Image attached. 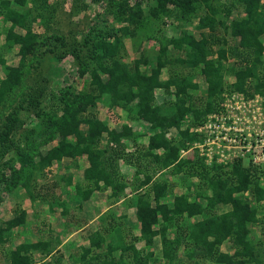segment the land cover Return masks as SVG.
Returning a JSON list of instances; mask_svg holds the SVG:
<instances>
[{"label":"trees","instance_id":"16d2710c","mask_svg":"<svg viewBox=\"0 0 264 264\" xmlns=\"http://www.w3.org/2000/svg\"><path fill=\"white\" fill-rule=\"evenodd\" d=\"M27 1H0L1 21L10 24L0 48L6 50L17 44L21 55L19 66L12 68L6 65L5 57L0 54L3 68L0 93L6 94L21 83V65L25 64V57L33 53L35 47L37 36L30 30L29 16L34 19L36 16L29 6L26 7ZM141 3L136 1L131 6L128 0L118 1L113 6L114 11L110 7L106 13L111 14L120 26L106 35L90 29L80 47L72 43L68 45L63 37L52 39L54 42L47 51L56 52L55 58L62 59L60 48L69 50L79 66H83V73L88 74L87 87L80 92H74L67 86L61 89L62 94L55 103L62 111L61 116L43 108L44 114L49 113L47 121L58 129L60 140L45 154L38 153L39 159L35 162L25 143L24 151L18 154L23 169H12L10 180L1 179L0 184L9 181L8 185H12L19 179L26 192L34 198L32 183L36 184L33 180L38 172H43L63 157L85 155L88 166L84 169V178L91 181L93 188H82L77 184L80 199H87L96 188L108 187L112 197L125 198L128 206L135 208L139 225V235L132 236L126 243L115 225L114 214L108 213L111 220H102V226L89 236L90 247L100 251L93 259L105 256L102 264H150L152 251L137 249L135 241L143 240L146 246H151L154 237L159 235L163 264H264V242L252 235L254 225H259L264 235V184L259 179L263 172L256 175L253 165H244L241 159L227 164L213 162L206 165L196 149L190 158L180 156V150L189 148L197 139V135L190 132L191 126L200 124L209 112L219 106L221 93L227 86L225 73L233 72L236 76V81L228 85L233 90L248 92L249 88L254 92L264 85L261 74L264 73V3L262 0H154L153 4L146 5V10ZM233 10L241 15L232 16ZM164 17H173L184 23L196 18V30L200 31L201 37L195 39L193 33L181 28L178 35L155 36L158 42L156 50L141 53L132 63L123 61L120 53L124 48L123 38H135L140 28L143 35L152 39L154 27L152 25L150 29V24ZM16 27L25 33H11ZM235 37L239 38L238 46L229 44L226 48ZM215 44L217 47H213ZM227 52L240 59V63L233 60L227 67L224 63L228 59ZM247 55L249 59L245 57ZM242 62L245 64L240 65ZM235 63L239 67L234 66ZM176 66L181 68L176 69ZM163 68L169 70V77L165 80L160 78ZM181 69L189 72L184 74ZM194 70H198V75L203 76L206 83L204 93L196 98L193 93L198 91L199 84ZM171 87L174 90L170 92ZM157 88H163L171 99L156 104L154 94ZM29 95L26 102L36 104L37 98L31 96L32 93ZM97 102L107 107H120L132 120L143 118L148 121L154 132L149 135V143L142 156L151 157L160 169L172 168V174L184 171L195 176L198 179L195 194L192 195L188 189L169 198L168 182H151V175H145L139 183L133 180L126 182L119 170L120 162L127 157L126 161L138 168L141 158L128 157L121 139L130 137L131 145L136 142L137 134L134 135L132 127L127 124L118 132L110 129L104 120L91 113L97 108ZM187 116H190L189 123L182 129ZM82 125L86 127L82 128ZM171 129L177 130L180 138L175 141L168 139L167 133ZM103 140L105 142L101 145ZM157 170L154 168V172ZM66 182L70 183L71 178ZM143 185L149 187L142 190ZM219 205L229 209L217 212ZM25 222L24 209L0 222V244L8 242L7 235L12 228ZM102 231L111 236L108 242ZM58 241L52 236L43 241H23L14 248L9 247L2 257L8 264H61L62 255L49 262L33 257L37 252L50 255L60 243ZM227 241L232 244L233 253L221 251L220 245ZM89 251L90 248H84L81 258ZM113 252H117L118 257L107 258V254ZM94 261L92 264H96Z\"/></svg>","mask_w":264,"mask_h":264},{"label":"rangeland","instance_id":"374dc122","mask_svg":"<svg viewBox=\"0 0 264 264\" xmlns=\"http://www.w3.org/2000/svg\"><path fill=\"white\" fill-rule=\"evenodd\" d=\"M118 1L120 0H28L26 2V7L29 6V9H31L36 16L35 19L32 18V16H29V20L30 30L35 33L37 37L35 39L33 53L30 55L28 54L25 57V64L21 65V73H23L21 76V83L15 89L6 94L2 92L0 93V135H4L0 136V180L4 178L10 180L12 177V169H17L18 171L23 169L18 161V154L19 152L24 151L25 143L28 144V150L32 153L33 162H35L39 159L38 153H45L48 148L55 145L57 141L60 140L61 136L57 133L58 129L52 127V125H50L47 121V115H49V113L44 114L43 108L45 107L46 110H49H45L46 112H55L58 116H61L62 111L60 110V107L55 104L58 103V96L62 94L61 89L67 86L74 92H80L84 91L87 87L88 74L85 72L83 73L81 69L83 66H79L78 61L69 50L60 48V51H63L62 59L55 58L56 52L47 51V48L51 47L54 42L52 39L55 37H63L65 39L64 41L67 42L68 45L72 43L73 45L77 44L78 47H80L85 34L88 33L90 29L99 31L101 35H106L111 31H115L120 24L114 20L111 14L106 12H108L110 7H112L110 10L114 11L115 8L113 6H115ZM136 1H142L141 4L144 10H146V5L154 3V0H128L129 5L131 6H133ZM221 1L224 2L226 0ZM262 2L264 3V0H262ZM238 15L241 14L236 10H233L232 16ZM197 24L198 21L196 18H193L191 22L184 23L174 19L173 17H164L157 23L150 24V29H152V25L154 27V37L151 40L148 39V36L146 37V35H143L139 28L138 34L135 38H123L124 48L120 52L123 56V61L132 63L133 60L139 56L142 52L141 50L143 49L141 44L143 43V40H147L144 43L145 47H156L158 42L157 39H154L155 36L157 38H162L165 37L164 35H178L181 28L193 33L195 35V39H199L201 36L199 37L200 31L196 30ZM9 25L10 24L8 22L3 23L0 17V47H2L1 44H3L6 39V32ZM174 26H177V28L172 29ZM11 33L23 35L25 30L16 27ZM238 40V37L232 38L226 45V48H228L229 44L238 46ZM18 47L19 46L17 44H14L6 50L0 48V54L6 59V65L12 68L18 67L20 64L21 55ZM213 47H217V45L215 44ZM226 54L228 59H226L224 63L227 67L233 63V60H238V58H233L230 53L227 52ZM245 57L249 59L250 56L247 55ZM238 61L240 63V59ZM244 64L245 62H242L240 65ZM234 66L239 67V64L235 63ZM144 68L145 67H142V69ZM175 68L180 69L181 66H176ZM186 72H189V70H186L185 72L182 71L184 74H186ZM193 73L198 75V70H194ZM261 74L264 76V73ZM225 75V83L227 86L221 93L220 101L224 97L223 94L230 92L242 93L243 96H248L249 98L256 94L264 97V85L259 91L254 92H252L249 88H247L248 92L233 90L228 87V85H231L236 81L235 74L231 72L225 73ZM2 77L3 68L0 65V78ZM103 77L105 78L106 76L104 75ZM198 77L200 76L198 75ZM201 87L205 89V84L202 83ZM29 93H32L31 96L37 98L38 102L36 104H29L26 102V99L30 96ZM200 93L202 95V91ZM200 93L197 91L193 94L196 98L201 96ZM160 95H157L158 101L163 99ZM199 101H197V103ZM261 104L264 107V99H262ZM124 112L125 111L120 107H107L101 104V102H97V108L91 111V113L99 119L104 120L107 123V126L111 125L117 128H120L123 124H125L127 118H130L129 115ZM84 114H87V112ZM185 118L184 123L186 125L187 120L189 122L190 116ZM18 122H21V124L19 125ZM136 125H138L137 127H139L141 132L148 131L147 125L144 122H140ZM85 127V125H82V128ZM134 127L136 128V126ZM5 134L9 136L5 137ZM48 135L52 137L47 138ZM167 137L168 139L172 138L174 140L180 138L178 133L174 130H170L167 133ZM130 146H132V144ZM193 154L194 152L191 151L189 154L186 153L185 155L192 157ZM137 156L139 157L142 155L139 154ZM60 163L62 162L55 161L51 165L52 168H49L50 166H48L45 170H43V172L40 171L37 173L35 180H33L36 184L32 183L34 194H39V196L43 195L49 183L61 182V178H58L57 176L59 175V172L63 170V167L58 165L64 166L65 162L63 164ZM141 163V166H139L141 167L140 169L138 167L131 170L132 176L139 174L138 179L133 180L135 183H139L143 180L145 175H151V182H164L166 180L170 186L169 189L173 194L185 193L188 189H190V193L192 195L195 194L197 190L196 183L198 181L195 176H190L184 171L180 172V174H172V168L160 169L155 165L151 157L141 158ZM243 164L247 165L248 160H244ZM154 168H158L159 170L155 173ZM25 171L26 170H24V173ZM256 171V175L263 172V170L259 169ZM69 174L71 173H68L67 171H62L61 173L62 176ZM72 175H74V179H77L79 175L78 170H74V174ZM136 177L137 176H134V178ZM259 179H261V182L264 184V172ZM8 184L9 181L6 184L4 182L0 184V222L10 219L18 212L19 209H23V207L28 209L31 208V205H28V202L25 201L26 189L22 186L20 180L18 179L12 185ZM148 187L149 185L141 186L142 190H145ZM62 191H64L63 193L67 196L71 193L69 190ZM36 200L37 199H35V201ZM39 205L41 204L39 203ZM255 205H257V203H255ZM79 208H81V206ZM216 211L219 212V209H216ZM37 218H40V216H37ZM29 220L30 218L27 217V220L23 225L18 228H14V232L12 234V231L10 232L9 239H11V241H13L15 237L14 233H22L25 229H30L28 225ZM26 224L28 226L25 227ZM259 227V225H254L252 231L256 239L264 242V235L261 234V229ZM23 241L24 238L22 239V242ZM1 247L4 248L6 246L0 244V248ZM4 253L5 252H2V254ZM0 264H5V261L0 259Z\"/></svg>","mask_w":264,"mask_h":264},{"label":"crops","instance_id":"0c3cea01","mask_svg":"<svg viewBox=\"0 0 264 264\" xmlns=\"http://www.w3.org/2000/svg\"><path fill=\"white\" fill-rule=\"evenodd\" d=\"M145 41L147 40H143V43H142L143 49L141 50L142 51L141 53L148 54L149 50L151 49L156 50L158 45L152 48L145 47L144 46ZM168 77H169V70L167 68H163L160 78L162 80H165ZM197 82L199 84L198 91L199 93L202 91V94H203L204 90L206 89V83H205L204 77L203 76L198 77ZM201 82L205 84V89L202 88L203 86L201 87V84H202ZM173 90L174 88L171 87L170 92ZM158 94L159 95L161 94L160 97L163 98L161 99V101L157 100ZM169 95L170 94H168L163 88H157L154 94L155 103L161 104L165 99H171V96ZM124 113L128 114L127 111H125ZM130 121L131 122L133 121L132 122L133 125L131 124ZM140 122H144L147 125V128H148L147 132L145 131L141 132L139 127H137L138 125L136 124ZM188 123L189 122L187 120L186 125H188ZM125 124L132 127L134 135L136 134L137 135L135 136L136 142L134 144L132 143V146H130V141H128L130 137L121 139V143L123 144L126 143L124 145L122 144L123 151L124 152L127 151L126 153L128 157L129 156L137 157V155L139 154L143 155L149 143V135L154 132L153 129H150L148 121H146L143 118H138L136 120L127 118V120L125 121ZM122 126L120 128H117V127L108 125L110 129H115V131L117 132L122 129ZM134 126H136V128ZM183 128H185V124H183L182 129ZM171 130H174V129H171ZM174 131L177 132V130H174ZM103 136H105V139H106L107 137L106 133L103 134ZM104 142L105 141L103 140L101 145H103ZM139 157L143 158L145 156H139ZM126 159H123L120 162L119 170L124 175L123 176L124 180L129 183L132 180L138 179L139 174L132 176L131 170L134 169L135 167L132 166L129 162H127ZM55 161L62 162L60 164H63L65 162L64 166L62 165H58V166L63 167L62 171H67L68 173L70 172L71 174L62 176L61 175L62 171L59 172V175L57 177L61 178V182L49 183V185H47L48 187L46 186L47 188L45 189V192L43 195L39 196V194L35 193L34 198H32L26 192L25 201L28 202V205H31V208L28 209V208L23 207V209L26 211V220H27V217L30 218L28 222L30 229L29 230L25 229L22 233L21 232L14 233L15 237L13 241L9 239L10 232L12 231L11 232L12 234L14 232V228H18L19 226L12 228L11 231L8 233L7 237L9 240L7 243L3 244L6 247L0 248V259H3L5 261V264H8V262L5 259V257L4 258L2 257L3 256L2 252L9 250V247L14 248L16 245L22 242L23 238H24V241L36 242V241H41V240L42 241L47 240L48 238H50V236H52L53 239L58 238L60 243L58 245L56 244L54 251L51 252L50 255L48 256H44V254H40L38 252L34 253L33 257L36 260L37 258L38 260L39 259L41 260L43 258L42 259L43 261L49 262L51 259L54 260V258L59 257V255H62V257L60 258L61 264H85V263L92 264L91 262L92 260H95L94 262L96 264H102V260L103 258H105V256H100V258L93 259L94 256L100 251L96 249L95 247L93 248L90 247L89 236L91 235V233H93L94 230L102 226V223H103L102 220H105L106 222H109L111 220V217L107 216L108 213L114 214L113 218H115L114 219L116 222L115 225L119 227L123 240L126 243L130 241V238L132 236L139 235V225L136 221L135 208L129 207L127 204V199L125 198L123 199L122 197L121 198L112 197L111 190L108 187L101 186V188L99 189L96 188L91 192V194L89 195L87 199H84V200L80 199V196L78 195L77 190H76L77 184L80 185L82 188H88V187L93 188V184L91 183V181H88L84 178V169L88 166V162H87V159L85 158V155H82L80 157L79 156L74 157V158L73 157H63L60 160H55ZM142 162H143V159H142ZM51 165L49 168H52ZM140 168L141 167H139V169ZM74 170L75 171L78 170L79 172L77 179H74V175H72L74 174ZM134 176H137V177L134 178ZM67 178H71L70 183L66 182ZM127 189L129 190V188ZM62 190H69L71 193H69V195L67 196L66 194L63 193L64 191ZM169 193H170L169 198L173 195H178V194H173L171 190ZM35 199L37 200L35 201ZM201 202H204V200L201 199ZM39 203L41 205H39ZM80 206L81 208H79ZM217 207L219 209V212L229 209L228 206L225 207V206L219 205ZM37 216H40V218H37ZM121 216H123V218H121ZM28 225L26 224L25 227ZM102 233L104 234L105 232L102 231ZM252 235H254V233ZM105 238L107 239V242L111 239V236L109 235V233L107 232L105 233ZM115 239L117 242V237H115ZM113 246H115V243L113 244ZM135 247H137V249H144L145 251L146 250L152 251V257L150 259V264H163L164 263V260L162 258V252H161V239L159 235L154 237V240L151 246H146L143 240H138V241H135ZM84 248H90L89 253L86 254L85 257H83L85 261L83 258H81ZM220 249L221 251L228 252V253L234 252V248L232 247V244L229 241L222 243L220 245ZM55 250H58V251L55 252ZM103 252L105 253L106 249L103 250ZM112 256L118 257V253L113 252L112 254H107V258H110ZM181 258H182V255H181ZM182 260L185 261V258H183Z\"/></svg>","mask_w":264,"mask_h":264},{"label":"built area","instance_id":"2783aa9c","mask_svg":"<svg viewBox=\"0 0 264 264\" xmlns=\"http://www.w3.org/2000/svg\"><path fill=\"white\" fill-rule=\"evenodd\" d=\"M223 96L215 110L191 126L197 139L189 148H182L180 156L196 149L206 165L241 159L264 172V97L256 94L249 98L238 92Z\"/></svg>","mask_w":264,"mask_h":264}]
</instances>
